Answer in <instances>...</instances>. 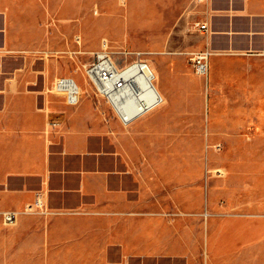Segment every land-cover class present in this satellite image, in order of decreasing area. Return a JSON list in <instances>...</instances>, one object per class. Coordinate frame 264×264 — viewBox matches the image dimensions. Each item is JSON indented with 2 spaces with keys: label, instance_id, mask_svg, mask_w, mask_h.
I'll list each match as a JSON object with an SVG mask.
<instances>
[{
  "label": "crops",
  "instance_id": "obj_1",
  "mask_svg": "<svg viewBox=\"0 0 264 264\" xmlns=\"http://www.w3.org/2000/svg\"><path fill=\"white\" fill-rule=\"evenodd\" d=\"M61 3L0 0V264H264V168L252 169L253 152L231 151L227 172L206 173L214 152L167 151L259 140L264 163V0L156 2L165 44L148 62L163 103L128 127L85 73L49 57L45 17ZM205 50L203 76L190 55ZM60 77L77 82V105L52 90ZM171 106L176 114L151 120ZM37 198L46 212L25 213ZM9 210L20 214L5 225Z\"/></svg>",
  "mask_w": 264,
  "mask_h": 264
},
{
  "label": "rangeland",
  "instance_id": "obj_2",
  "mask_svg": "<svg viewBox=\"0 0 264 264\" xmlns=\"http://www.w3.org/2000/svg\"><path fill=\"white\" fill-rule=\"evenodd\" d=\"M73 2L62 0L61 14L55 17L47 15L45 17V37L48 47L46 50L49 51V57H52L55 61H59L57 66H59L62 72L71 75H83L85 66L95 58L94 52L88 54L84 51L90 48L98 51L104 40H107L114 59L123 64L133 62L137 58L136 52H141V58L148 61V50L165 44L164 20L162 24H156L157 21L152 12V8H154L156 2L159 8L160 6L164 7V0H129L131 5L136 6V10L129 16L123 3H117L116 0H92L86 2L78 0L76 10L70 11L67 8V3ZM79 38L81 39L79 40ZM78 41H81V45ZM80 50L83 53H75ZM81 81L86 82L84 78ZM90 88L93 89L92 86ZM96 98L98 99V97ZM108 109L113 116V111L110 108ZM167 114H176L172 111V106L166 107L165 110H160L157 114H154L151 120L157 121ZM221 130L223 131V129ZM238 134L249 137L254 136L260 139L261 133L259 128H245L241 132H238ZM260 146L258 140V142L248 145L245 143H238L236 145L209 143L204 145L188 144V146H185L173 143L170 144L168 149V146L165 148L169 152L181 150L214 152L216 157L212 156L211 159L205 161L207 173V168H224L227 172L230 166L229 153L234 150L245 151L248 149L251 150L249 152H253L254 156H256L252 169L254 168L257 171L262 170L264 163L260 159ZM153 150L156 153L162 152L161 147L158 145ZM216 171L220 172V174L224 172L222 169ZM217 172L210 173L215 174Z\"/></svg>",
  "mask_w": 264,
  "mask_h": 264
},
{
  "label": "built area",
  "instance_id": "obj_3",
  "mask_svg": "<svg viewBox=\"0 0 264 264\" xmlns=\"http://www.w3.org/2000/svg\"><path fill=\"white\" fill-rule=\"evenodd\" d=\"M205 1V0H201ZM200 31H207V23H195ZM136 59L133 62L123 64L114 59L113 52L107 41H103L102 48L95 52V58L84 68L85 76L92 86L94 94L102 99L113 111L115 117L125 126H130L136 119L145 113L155 109L163 103V97L155 86V76L152 72L148 74L139 69L128 73V68L136 64H142V53L136 52ZM209 50L192 53L190 60L199 75H207L209 71ZM59 88L67 103L77 105L80 101V88L73 78L60 77L53 83L52 90ZM55 92V91H54ZM134 110L133 113L130 111ZM46 212V208L39 198L34 204L28 205L25 213ZM18 211H4L2 221L5 225H12L17 221Z\"/></svg>",
  "mask_w": 264,
  "mask_h": 264
},
{
  "label": "bare ground",
  "instance_id": "obj_4",
  "mask_svg": "<svg viewBox=\"0 0 264 264\" xmlns=\"http://www.w3.org/2000/svg\"><path fill=\"white\" fill-rule=\"evenodd\" d=\"M140 70V71H144L145 73H149V72H152L153 74H154V76L156 75L155 74V72H154V69H153V67L150 65V63L147 61V60H144L143 62H142V64H136V65H134V66H132V68H128V73H132V72H135L136 70ZM74 81H75V79H73ZM75 83L77 84V82L75 81ZM54 91H56V92H59V88H57V87H55L54 89H53ZM160 93V92H159ZM131 113H133L134 112V110H131L130 111Z\"/></svg>",
  "mask_w": 264,
  "mask_h": 264
}]
</instances>
